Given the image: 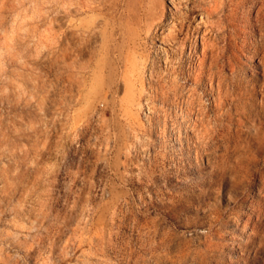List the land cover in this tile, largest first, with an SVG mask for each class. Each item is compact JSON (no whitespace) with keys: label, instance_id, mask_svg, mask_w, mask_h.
<instances>
[{"label":"rangeland","instance_id":"rangeland-1","mask_svg":"<svg viewBox=\"0 0 264 264\" xmlns=\"http://www.w3.org/2000/svg\"><path fill=\"white\" fill-rule=\"evenodd\" d=\"M0 264H264V0H0Z\"/></svg>","mask_w":264,"mask_h":264}]
</instances>
